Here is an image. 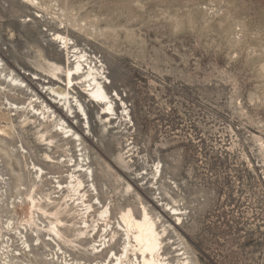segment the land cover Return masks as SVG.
I'll use <instances>...</instances> for the list:
<instances>
[{
    "label": "rangeland",
    "instance_id": "obj_1",
    "mask_svg": "<svg viewBox=\"0 0 264 264\" xmlns=\"http://www.w3.org/2000/svg\"><path fill=\"white\" fill-rule=\"evenodd\" d=\"M0 110V264H264V0H0Z\"/></svg>",
    "mask_w": 264,
    "mask_h": 264
},
{
    "label": "bare ground",
    "instance_id": "obj_2",
    "mask_svg": "<svg viewBox=\"0 0 264 264\" xmlns=\"http://www.w3.org/2000/svg\"><path fill=\"white\" fill-rule=\"evenodd\" d=\"M58 38L65 39L64 37H61L59 34H58ZM64 43L67 44V40L64 41ZM77 58H79V60L74 62L73 66H71L67 70L66 86H64L65 88H62V87L60 88V87H56L53 85L47 90L50 96H52L55 99V100H52V99L51 100L55 101V103H58V104L61 103L62 105L61 108L65 112L66 115L71 116L70 112L74 114L73 108H76L75 112L81 115L83 119H85L82 114V111L85 115H87V113L82 105H79L81 109L78 110L77 108L78 104L76 106L73 104L72 102L73 96L72 97L70 96L71 94L70 88H75L79 81L86 80L89 84L88 93L86 92V95L91 99L93 103L95 104L99 103L100 105H102V108L105 109L104 114L106 116H110V114L114 112V109L112 107V101L109 100V96L105 90V86L102 84V79L96 76L95 70L91 67L88 68L87 71H84L86 67L83 69V71H81L82 66H84V63L82 62L83 56L78 55ZM58 99H59V102H57ZM4 119H5V114L2 113L0 110V130L2 127L1 121ZM115 119L117 118L112 117L110 119V123H113ZM69 131L70 130H67V132ZM82 166H85V164H83ZM77 171H83V168L81 167ZM82 185H83V182L81 180H78V182L74 185V189H73V191H76V192L79 191L78 194H80L81 198L83 197L81 190H80ZM175 215H178V214H175ZM121 217L124 223L126 224L128 235L129 233L132 232L131 238L133 237V239L137 243L136 245H133V246L136 247L140 251L142 255L143 264H162L161 261L159 260L160 258L159 251L161 249V243H162L160 240V233L158 231V228L156 227V222L151 217H149V214L146 211V209L143 210V216L141 218H137L133 214L132 209H128L122 212ZM51 231L54 232L59 237L62 236L61 230L59 229L58 225L54 222L52 223ZM128 244L130 245L131 242L129 241ZM128 244L127 243L125 244L124 249L121 251V254L116 253V259L122 258L124 253L128 252Z\"/></svg>",
    "mask_w": 264,
    "mask_h": 264
}]
</instances>
